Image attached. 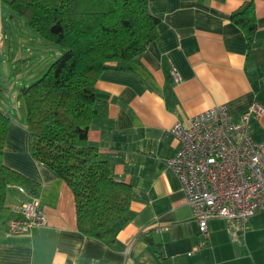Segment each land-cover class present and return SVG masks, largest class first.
<instances>
[{
	"label": "crops",
	"instance_id": "crops-1",
	"mask_svg": "<svg viewBox=\"0 0 264 264\" xmlns=\"http://www.w3.org/2000/svg\"><path fill=\"white\" fill-rule=\"evenodd\" d=\"M8 1L0 0V47L10 36L12 66L24 65L28 76H38L51 56ZM243 1L149 0L158 17L156 38L128 67L111 66L96 79L104 114L91 123L88 141L110 162L112 176L133 189L128 218L110 245L77 229L70 187L28 152L22 87L17 79L4 87L10 103H1L0 109L10 121L3 161L40 184L46 221L29 233L8 234L7 220L29 197L18 185H9L0 212V264H264V208L250 216L237 238L224 218H210L208 239L195 249L192 206L175 172L163 164L180 146L169 131L177 120L187 124L190 116L227 104L237 121L255 102L264 106V0H252L256 29L249 50L242 29L229 18ZM6 17L13 27L8 35L1 29ZM22 40L28 53L14 49ZM0 67L6 68L3 62ZM172 67L181 76L178 82L172 81ZM249 125L253 140L264 138V111L252 114ZM155 243L162 246L163 258Z\"/></svg>",
	"mask_w": 264,
	"mask_h": 264
},
{
	"label": "trees",
	"instance_id": "trees-1",
	"mask_svg": "<svg viewBox=\"0 0 264 264\" xmlns=\"http://www.w3.org/2000/svg\"><path fill=\"white\" fill-rule=\"evenodd\" d=\"M149 0H10L45 41L64 51L42 75L21 91L31 157L53 170L71 189L76 227L110 245L127 220L133 196L130 184L116 180L110 162L88 141V129L104 114L95 81L111 66L126 68L156 38L158 17ZM246 38L249 50L256 29L252 0L243 1L229 16ZM10 117L0 109V212L7 188L16 184L38 196L40 184L3 161ZM154 249L163 258L160 243Z\"/></svg>",
	"mask_w": 264,
	"mask_h": 264
},
{
	"label": "built area",
	"instance_id": "built-area-1",
	"mask_svg": "<svg viewBox=\"0 0 264 264\" xmlns=\"http://www.w3.org/2000/svg\"><path fill=\"white\" fill-rule=\"evenodd\" d=\"M169 73L173 82L180 81L174 67ZM263 111L255 102L235 121L227 104H218L190 116L187 124L177 120L169 129L180 146L163 164L175 172L192 206L198 227L195 249L208 239L210 218H224L237 238L244 235L250 216L264 208V138L253 140L249 125V117ZM18 189L26 192L21 185ZM18 212L6 222L8 234L29 233L46 221L38 196L29 195Z\"/></svg>",
	"mask_w": 264,
	"mask_h": 264
},
{
	"label": "rangeland",
	"instance_id": "rangeland-1",
	"mask_svg": "<svg viewBox=\"0 0 264 264\" xmlns=\"http://www.w3.org/2000/svg\"><path fill=\"white\" fill-rule=\"evenodd\" d=\"M23 20V19H21ZM9 22H12V20L9 17H6V19H4V21H2V31L8 35L9 31L12 32L13 27L8 26V24H10ZM25 21L23 20L22 23H24ZM24 26V25H23ZM26 28H28V30H30V32L32 33V36L35 40H38V35L36 34V32L31 29L29 26H27ZM25 38H27L25 36ZM11 37L10 36H6L4 39V44L0 47V63L3 62L5 64L6 68H2L0 67V105L1 103L3 104V102H8L10 103V99L8 98V94L9 91L4 90V87L7 86L8 84H12L14 82V80L17 81V83H19L20 87H24L29 85L30 83H32L33 81H35L37 78H39L42 74H38L35 76H28L26 74V72H28V68L25 67L24 65H20V66H12V60L10 59L11 53L9 51V46L14 45L13 43H11ZM43 40V39H41ZM21 41V40H20ZM20 41H16V45H15V50L16 51H20V52H24V53H28L26 48V44L24 43V40H22V42ZM43 46H46L47 49L46 51L49 53L47 55L51 56L50 58V62L57 57L58 55H60L63 51L64 48L60 45L51 43V42H47V41H39ZM49 62V63H50ZM49 65V64H48ZM29 70L32 71L31 68H29ZM46 70V68H44L43 72ZM34 71V70H33Z\"/></svg>",
	"mask_w": 264,
	"mask_h": 264
},
{
	"label": "water",
	"instance_id": "water-1",
	"mask_svg": "<svg viewBox=\"0 0 264 264\" xmlns=\"http://www.w3.org/2000/svg\"><path fill=\"white\" fill-rule=\"evenodd\" d=\"M3 11H4V13H6L5 10H3ZM23 88H24V87H22L21 90H23Z\"/></svg>",
	"mask_w": 264,
	"mask_h": 264
}]
</instances>
